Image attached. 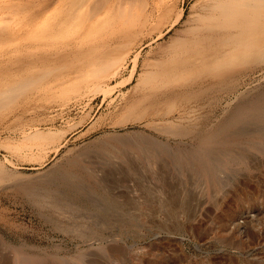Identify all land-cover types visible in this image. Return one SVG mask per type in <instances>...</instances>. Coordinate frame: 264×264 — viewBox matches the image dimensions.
I'll list each match as a JSON object with an SVG mask.
<instances>
[{
    "label": "rangeland",
    "instance_id": "rangeland-1",
    "mask_svg": "<svg viewBox=\"0 0 264 264\" xmlns=\"http://www.w3.org/2000/svg\"><path fill=\"white\" fill-rule=\"evenodd\" d=\"M136 82L0 117V264H264V59L139 105ZM39 123L73 128L40 159L6 146Z\"/></svg>",
    "mask_w": 264,
    "mask_h": 264
},
{
    "label": "bare ground",
    "instance_id": "bare-ground-1",
    "mask_svg": "<svg viewBox=\"0 0 264 264\" xmlns=\"http://www.w3.org/2000/svg\"><path fill=\"white\" fill-rule=\"evenodd\" d=\"M186 3L0 0V60L5 59L0 61V117L18 104L26 109L29 100L47 98L67 104L71 94L85 92L93 96L103 92L106 98L136 79L133 89L140 93L139 105L201 77L220 76L238 61L264 59V0H194L184 27L160 42L154 54L152 48L143 55L146 44L164 38L183 21ZM20 16L23 20L11 23L15 20L11 17ZM27 40L37 47H28ZM87 44L90 46L84 47ZM137 104L135 98L129 106L133 113ZM57 126L39 123L29 129L23 127L22 138L6 146L40 159L47 149H59L65 139L69 128ZM34 147L42 152L32 153ZM4 177L1 168L0 180Z\"/></svg>",
    "mask_w": 264,
    "mask_h": 264
}]
</instances>
